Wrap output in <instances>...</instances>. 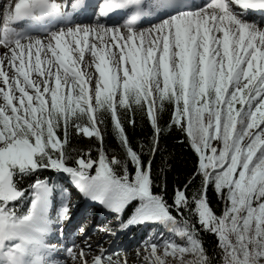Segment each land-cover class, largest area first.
Wrapping results in <instances>:
<instances>
[{
    "label": "snow or ice",
    "instance_id": "snow-or-ice-1",
    "mask_svg": "<svg viewBox=\"0 0 264 264\" xmlns=\"http://www.w3.org/2000/svg\"><path fill=\"white\" fill-rule=\"evenodd\" d=\"M165 112L193 153L171 195L152 173ZM137 114L152 131L138 149L125 128ZM109 123L120 147L111 157ZM80 135L100 141L95 157L73 142ZM44 170L67 174L115 218L97 231L156 229L136 264H264V0H6L0 264H128L126 249L94 245L84 225L66 237L70 193Z\"/></svg>",
    "mask_w": 264,
    "mask_h": 264
},
{
    "label": "trees",
    "instance_id": "trees-1",
    "mask_svg": "<svg viewBox=\"0 0 264 264\" xmlns=\"http://www.w3.org/2000/svg\"><path fill=\"white\" fill-rule=\"evenodd\" d=\"M135 120V127H132L125 121V128L131 143L138 149L141 141H145L146 138L151 137L152 131L148 122L146 120H141L138 114ZM168 120V113H163L160 117V124L162 127H165L166 130L160 135V150L155 153L152 160V173L154 180H157L158 183L167 184L168 194L171 195L172 188L175 185H183L187 182L192 170L193 153L185 143L181 142L182 134L177 128L166 127ZM73 142L85 152L88 148H91L93 157L97 155V149L100 147V141L95 137L89 138L80 135L74 137ZM103 147L107 155L110 154L111 156L120 151L119 143L114 138L110 123L104 131ZM144 158L147 160L148 154H145ZM51 174L52 170H44L37 175L41 176V178H45ZM27 183L28 181H25L22 186H26ZM197 183H199V181H197ZM188 191L190 193L192 189L189 188ZM207 195L212 206L217 207L219 201L216 193L212 189H209ZM202 239L205 243V247L211 251L216 243L215 237L211 234H204Z\"/></svg>",
    "mask_w": 264,
    "mask_h": 264
},
{
    "label": "rangeland",
    "instance_id": "rangeland-1",
    "mask_svg": "<svg viewBox=\"0 0 264 264\" xmlns=\"http://www.w3.org/2000/svg\"><path fill=\"white\" fill-rule=\"evenodd\" d=\"M205 0L203 1V4ZM142 27H147L148 25H141ZM108 156H111L108 154ZM61 175V174H60ZM63 175V174H62ZM67 175V174H65ZM61 180L63 178L61 177ZM70 178L66 182L64 181L66 187L71 188L69 198V218L64 222V231L67 238L71 239L73 234L79 236L77 229L84 225L87 229V235L91 238L93 244L99 239L100 243L105 248H109L115 253L118 248H123L127 250V258L128 264H136L137 257L135 255V249L139 241L146 238L149 234L156 231L155 228H144V227H133L130 231L120 232L117 235H105L102 232L97 231L98 226L100 225H112V221L115 219L113 216L107 214L106 210L103 207L96 206L98 202L92 203L90 198L86 208L82 209V204L84 202V198L80 197L76 192L72 191L73 187L70 185ZM60 206V194L58 192H54L53 194V208L51 209L52 214L55 215L56 209ZM104 212L103 218L97 220L98 214ZM102 238V239H101ZM51 242H55L52 240ZM68 264H71V261H68Z\"/></svg>",
    "mask_w": 264,
    "mask_h": 264
},
{
    "label": "bare ground",
    "instance_id": "bare-ground-1",
    "mask_svg": "<svg viewBox=\"0 0 264 264\" xmlns=\"http://www.w3.org/2000/svg\"><path fill=\"white\" fill-rule=\"evenodd\" d=\"M203 1H204V0H201L200 4H202ZM5 2H6V0H0V11H2V5H3ZM207 2H209V0H205V3H207ZM196 3H198V2L195 1L193 5H195ZM256 19L259 20L260 17L257 16ZM83 22H87V21H83ZM73 190L76 191L75 189H73ZM77 194H78V193H77ZM92 203H95V202L92 201ZM101 218H103V217H97V220H99V219H101Z\"/></svg>",
    "mask_w": 264,
    "mask_h": 264
}]
</instances>
